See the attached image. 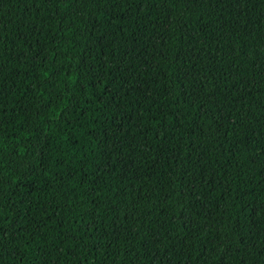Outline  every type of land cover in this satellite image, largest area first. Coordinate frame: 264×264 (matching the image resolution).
Listing matches in <instances>:
<instances>
[{"label":"trees","instance_id":"obj_1","mask_svg":"<svg viewBox=\"0 0 264 264\" xmlns=\"http://www.w3.org/2000/svg\"><path fill=\"white\" fill-rule=\"evenodd\" d=\"M0 264H264V0H0Z\"/></svg>","mask_w":264,"mask_h":264}]
</instances>
